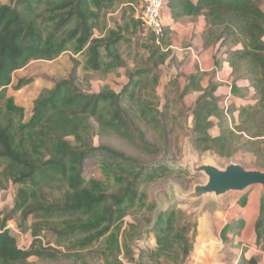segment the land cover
I'll return each mask as SVG.
<instances>
[{
  "label": "trees",
  "instance_id": "obj_1",
  "mask_svg": "<svg viewBox=\"0 0 264 264\" xmlns=\"http://www.w3.org/2000/svg\"><path fill=\"white\" fill-rule=\"evenodd\" d=\"M140 1L126 0L133 10L134 21L133 7H137ZM115 3V0H9V4H5L0 0V165L9 164L16 168L11 183L17 191L24 190L28 184L66 182L69 187L59 204H26L22 199L11 210L0 209V264H29L30 258L59 262L70 257L77 264H89L85 258L80 259L82 255L79 253L91 251L98 240L109 233L117 219L137 203L143 205L147 185L180 174L163 166L150 167L139 157L128 156L107 144L112 138L117 139L138 155L148 158L157 157L161 152L167 154L175 146L181 150L180 123L175 127L177 133L174 135L175 129L170 130L164 124L166 114L161 115L157 109L151 108L157 97L145 83L151 70L149 67L131 72L127 85L118 93L112 90L90 93L78 85L80 69L97 75L104 65L118 69L127 67L124 47L121 49L120 46L127 43L124 34L128 32L126 21H121L124 33L116 36L111 32L102 38L93 37L99 14L112 9ZM166 6L174 17H203L202 47L224 49L223 57L214 60L215 70L210 72V78L215 81L216 72L227 64L231 70L233 97L250 96L248 105L226 112L217 106L224 99L220 102L212 98V106L204 107L196 119L220 113L222 133L230 139L248 143L252 140L249 134L255 127L259 128L257 118L264 123V0H166ZM146 32L159 46L155 36ZM167 33L169 30L164 25L160 42ZM65 53L72 55L65 78L54 81L48 92L39 95L33 103L29 121L16 126L11 117L15 108L12 99L6 95L12 74L32 61L51 62ZM148 61L146 59L145 63ZM31 80H20L15 88L19 89ZM82 81L87 84L85 77ZM212 85L208 93L214 95L217 85ZM125 95L130 104L138 105V114L123 104ZM90 121L97 125V145L92 142ZM141 122L160 129V147L146 139V132L138 126ZM197 129L200 130V126ZM46 137L56 143V152L51 151L47 159L38 156L39 144ZM69 139L77 145L74 146ZM207 141L211 139L204 137L196 143ZM101 182L109 183L108 191H100ZM179 205L181 203L170 205L161 212L148 230V237L155 235L154 249L130 254L123 246V238L118 243L115 233L112 239L114 262L188 264L195 247L196 224L178 208ZM248 205L251 206V216L239 219L240 229L246 226V221H251V243L263 253L264 192L257 195L250 191L237 203L240 209ZM51 212L71 218L76 225L67 224L65 229H54L32 221L31 240L28 245L20 247L10 234L8 223L18 219L22 227L28 217L33 219ZM129 227L130 231L138 228L131 224ZM74 233L85 235L71 247L78 255H65L57 247L64 245L67 238L74 237ZM49 235L55 236L53 246L46 239ZM119 255L124 257V262L118 259ZM260 259L259 254L247 258L242 253L235 264H259Z\"/></svg>",
  "mask_w": 264,
  "mask_h": 264
},
{
  "label": "rangeland",
  "instance_id": "obj_2",
  "mask_svg": "<svg viewBox=\"0 0 264 264\" xmlns=\"http://www.w3.org/2000/svg\"><path fill=\"white\" fill-rule=\"evenodd\" d=\"M2 1L5 4H9V0ZM115 2V6L112 9L99 14L93 37L102 38L110 35L111 32L116 34V36L122 32L124 33L125 31L121 28L123 26L121 21H126L128 32L124 34L127 43L120 46L121 49L124 47L123 53H125L127 67L118 69L104 65L103 70L97 75L84 73L80 69L78 85L81 90L84 89L90 93H99L105 90H112L118 93L127 85L131 72L133 73L149 67L151 70L145 79V83L148 85L150 92L157 97V100L152 101L153 106L151 105V108L157 109L161 115L166 114L164 115V124L170 130L172 127L175 129L174 135L177 133V128L175 127L180 123L182 130V136L180 137L182 140L181 150H178V146H175L174 150H171L167 154L161 152L157 157L148 158L138 155L117 139L112 138L107 144L128 156L139 157L143 163L150 167L163 166L171 172L180 174L147 185L144 188L146 199L143 205L140 206L137 203L124 216L117 219L113 223L109 233L100 238L91 251L85 250L81 254L79 253V255H82L80 259L85 258L89 264H116L113 260L114 253L112 249L114 245L112 239L115 233L118 235V243L122 242L123 238V242H125L123 246L126 247V251H129L128 253L130 254L135 255L143 249H154L155 235H149L148 237V230L151 229L161 212L165 211L170 205L181 203L171 200L167 193L168 186L176 184L183 192H189L194 184L203 183L204 181L202 176L193 175L190 170H183L177 167L183 162L188 147L191 148L193 154L201 162H204L206 159H212L220 166L232 162L247 168L264 170V123L260 122L259 118H257L259 130L256 127L253 129L249 134L252 140L248 143L238 139H230L226 134L222 133L223 120L220 113H212V115L207 117L202 116L201 119H196L198 113H203L202 109L204 107L207 105L212 106L211 99L213 98L214 100L217 97L208 93L210 87L213 86L212 83H217L209 75L214 70L211 69V67H214V62H210L209 67H204L201 64L202 72L207 71V75H205L206 73L200 74L197 70L199 69L198 64L191 63L183 51L180 52L179 49L175 50L176 47L185 49L191 44L180 43L179 39L173 41L170 34L167 33L165 38L160 42V45L157 46L150 35L142 27H138L140 25L138 24L139 22L137 21L138 23H136L133 20V10L126 3V0H115ZM165 10L166 7H164L163 14ZM118 19H121L120 22H118ZM102 56H104V52ZM68 57V60L61 58L58 61L60 58L58 57L51 62L32 61L23 69L12 74V83L7 88L6 95L12 99L15 108V112L11 114V117H13L16 126L18 123L24 124L29 121L32 116L33 103L39 95H44L48 92L52 88L54 81L65 78L70 68V56L68 55ZM146 59L150 60L147 64L145 63ZM84 77L87 79V84L85 85L82 81ZM28 78L32 80L19 89L15 88L18 81ZM227 79L228 76L225 80ZM231 94L233 97V92ZM126 95L124 96L123 104L130 107L132 113L138 114V105L134 103L130 104L129 97ZM222 96L225 97V94H222ZM234 97L237 99L232 98L231 102H228V109L241 105L246 106L250 102L249 95H236ZM217 106L223 108L221 103ZM152 116L155 117V114ZM138 126L146 132L147 140L156 143L160 147L161 139L159 138V134L161 131L157 126L155 128L153 125L150 126L149 123L145 124L144 122L138 123ZM197 126H200L201 129L198 130ZM90 128L92 142L94 145H97L99 139L96 123L90 121ZM204 137H209L211 141L196 143V141ZM69 140L74 146L77 145L73 139ZM39 148L40 154L38 156L47 159L50 157L51 151L56 152V143L52 138L46 137L39 144ZM16 171V168L9 164L0 165V209L11 210L22 199L26 204H59L65 192L69 190L67 183L61 182L59 184H39L38 186L28 184L24 190L17 191V187L11 183V178ZM100 188V191H108L110 188L109 183L101 182ZM254 190L255 194L259 193V190ZM238 202L239 199L229 198L220 204L213 203L204 208L201 201L181 203L178 206L179 209L187 213L192 223L196 224L195 247L191 257L196 252L195 257H199L202 263H206V259L212 260L216 256L219 258V254L223 253V246L226 245V240L229 239V233L237 238V244H247L249 242L246 239L248 230L244 231L240 229L241 220L239 219L246 213H250L251 206L248 205L241 210L237 206ZM231 205L234 206L229 210L228 207ZM76 217H73V219ZM32 221H37L41 227L54 229H65L67 228V224L71 226L76 225L72 223L75 221L71 218L58 216L53 212L44 214V216H37L33 219L28 217L27 222L22 227H20L18 219L10 221L8 223L10 234L15 237L20 247L28 245L31 240L30 225ZM225 221L228 224L232 223L231 226L221 228ZM246 223L250 226L251 221H246ZM129 224L135 225L138 228L130 231ZM211 225L214 227L213 230L212 227L210 228ZM240 236H242V243L239 241ZM84 237L85 235L83 234L74 233V237L64 240V245L57 247V249L65 255H78L71 247L78 241L83 240ZM46 239L50 240L52 246L54 245V235H49ZM41 242L44 244L43 238H41ZM220 242L223 243L222 246H219ZM258 250L257 248L256 251ZM236 251L237 249H234L232 258H235L237 255ZM243 254L246 256L245 250ZM229 256V254L225 253L226 259ZM260 256L259 264H264V257ZM118 259L122 262L125 261L121 255L118 256ZM28 261L29 264H77L72 257L70 259L63 258L59 262L42 261L36 258H30ZM215 262L217 263V261Z\"/></svg>",
  "mask_w": 264,
  "mask_h": 264
},
{
  "label": "water",
  "instance_id": "obj_3",
  "mask_svg": "<svg viewBox=\"0 0 264 264\" xmlns=\"http://www.w3.org/2000/svg\"><path fill=\"white\" fill-rule=\"evenodd\" d=\"M177 167L190 170L193 175L204 178L203 183L194 184L189 192H183L176 184H170L167 193L175 202H202L203 208L213 203L220 204L229 198L240 199L246 193L264 192V170L247 168L237 163L217 165L212 159L201 162L188 147L185 158Z\"/></svg>",
  "mask_w": 264,
  "mask_h": 264
},
{
  "label": "crops",
  "instance_id": "obj_4",
  "mask_svg": "<svg viewBox=\"0 0 264 264\" xmlns=\"http://www.w3.org/2000/svg\"><path fill=\"white\" fill-rule=\"evenodd\" d=\"M163 24L166 26V28L170 31V37H172V40L175 41V39H179L180 43H187V44H191L190 46L193 47V49L195 50V52H197L199 54L200 57V62L202 64V66L206 67V66H210V62L213 63L214 60H219L220 58L223 57V53H224V49L221 48L219 49L217 46L216 47H211V48H207L204 49L202 47V38H201V33L204 31L205 29V23L203 20V17H198L196 19H191L189 17H174V15H172L171 9L166 6V10L164 11L163 14ZM176 47V46H175ZM173 48V47H172ZM181 52L182 48H175V50H178ZM68 55L71 57L72 55L70 53H65L63 55L60 56V58L58 59V61L62 58V59H67L68 60ZM215 67H211V69H214ZM209 69V70H211ZM207 72V71H205ZM231 70L230 68L227 66V64H223L219 70V72L216 75V81L217 83H215L216 86V90L214 92V96H217L216 98L219 99V101L221 99H224V97L221 95L222 94H227V89L228 87L226 86V83L230 82L231 83ZM226 76V77H225ZM228 76V79L225 80ZM220 83H219V82ZM226 92V93H225ZM234 98L232 97L231 94V99ZM236 98V97H235ZM231 99L229 102H231ZM237 99V98H236ZM223 102V100H221ZM220 101V102H221ZM221 102V104H222ZM255 193V190H254ZM234 205L229 206V210L233 208ZM242 210V209H241ZM228 214V212H226ZM230 213V212H229ZM251 216V211L250 213H246L243 217L247 218V216ZM239 218V217H237ZM212 227L213 230V226L211 225L210 228ZM226 228L228 227V223H226V221L223 223L221 228ZM244 231L248 230V234L246 239L249 240V242L247 244L242 243L243 240H241L242 236L239 237V241L242 244H237L236 239L233 235H231L229 233V239L226 240V245L223 246L224 250L223 253L219 254V258L216 256H214V259H206V263H202L199 260V257H195V254L193 255V257H191L190 262L188 264H235L239 258V256L244 252V250L246 251V256L245 257H249V255H255V254H260L262 255V257H264V253L260 252L256 253V248L252 245L251 243V227L246 224V226L243 228ZM222 241V240H221ZM220 246L223 245L222 242H220ZM232 246V247H230ZM247 249H244L246 248ZM220 248V247H219ZM222 249V248H220ZM234 249H237L236 253L237 255L235 256V258H232V253L234 251ZM225 253L229 254V258H225ZM216 255V254H215ZM226 259V260H225ZM263 259V258H262ZM220 260V261H219ZM225 260V261H223ZM217 261V263L215 262Z\"/></svg>",
  "mask_w": 264,
  "mask_h": 264
},
{
  "label": "built area",
  "instance_id": "obj_5",
  "mask_svg": "<svg viewBox=\"0 0 264 264\" xmlns=\"http://www.w3.org/2000/svg\"><path fill=\"white\" fill-rule=\"evenodd\" d=\"M165 5L166 0H141L137 7H133L135 20L139 22V24L144 28L145 31H149L155 36L159 45L160 39L163 37L164 24L162 16ZM181 51H183L184 54L188 56L191 63L198 64V70L202 72L199 54L193 50V47H187L185 49H182ZM217 73L218 71L216 72V75ZM226 86L228 87L227 94L225 95L222 102V106L225 112L228 109L227 105L231 99L232 92L231 83H226ZM245 249H247V247ZM257 253H259V251H257Z\"/></svg>",
  "mask_w": 264,
  "mask_h": 264
}]
</instances>
